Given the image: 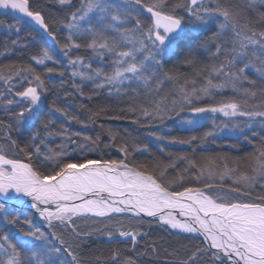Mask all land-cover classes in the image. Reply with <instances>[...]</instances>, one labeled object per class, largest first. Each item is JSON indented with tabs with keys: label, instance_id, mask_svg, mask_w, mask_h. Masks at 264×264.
<instances>
[{
	"label": "snow or ice",
	"instance_id": "6c2138e0",
	"mask_svg": "<svg viewBox=\"0 0 264 264\" xmlns=\"http://www.w3.org/2000/svg\"><path fill=\"white\" fill-rule=\"evenodd\" d=\"M49 2L62 7H71L72 4V0ZM256 3L257 0H249L250 7L254 8ZM259 3L264 4V0H259ZM167 7V0H151L147 4L144 0H124L123 4L109 3L108 0H81L76 11L58 21L56 18L50 20L39 7L33 8L32 0H0V10H5L0 14H20L16 23L8 26L10 30L15 29L19 33V25L23 18H27L30 32L42 31L43 35L59 44L68 68L72 69V78L89 81L97 90L106 88L109 95L113 90L121 93L123 86L131 87L134 82H143L145 87H149L146 73L151 70L155 76L164 65V57L176 54V44L183 37L184 21L183 17L175 14V8H182L192 18L194 31L218 22V35H226L229 31L233 34L232 54L219 66L213 65L209 73L226 77V83L231 84L233 91L245 97L243 103L247 108L237 102L198 106L194 100L210 96L211 89L225 85L213 84L209 78L204 86L197 88L196 79H192L185 80L184 86L178 88L179 98L171 101V107L162 101H151L146 105L133 104L127 109L121 108L120 112L126 113L121 115L100 106L90 110L89 121L95 122L101 117L121 120L131 116L134 117L132 123L151 126L152 122H162L189 111L191 117L183 123L195 129L199 126L196 117L208 112L221 113L224 117H246L245 123L249 128L250 121L264 118V88L260 89V102L251 103L250 99L254 101L257 92L243 86L244 81L255 84L246 74L252 65L244 58L250 53L260 60L256 71L264 83V30L256 31L246 19L241 22L240 12L219 3L213 7L211 3L206 5L204 0H185L174 5L172 12H165ZM140 9L150 17L142 20ZM219 17L223 19L219 20ZM132 21L135 22L132 28L120 27ZM56 23H61L67 30L63 43H60L58 33L53 31L52 25ZM110 33H118L119 39H110ZM84 40L87 42H80ZM12 43L18 45L19 41ZM124 45L131 47L122 50ZM82 47L91 50L101 61L109 59L111 70H93L90 63H85L79 56L73 57L72 51ZM222 51L228 50L218 44L213 55L218 56ZM145 52L147 55H143ZM46 61H50L52 66ZM57 63L50 51L42 48L32 55L28 63L0 67V82L6 86L2 103L7 106L5 111L9 116L7 123L0 120V126L9 132L15 128L30 133L23 146L15 140L11 142L27 162L7 158L0 148V224L17 229L0 228V264H84L78 249L93 233L82 229L80 224L89 220L103 225L95 231L109 239L119 236L125 242L130 241L134 248L138 237L147 233L141 232L139 227L125 228L126 219L138 226L158 224L166 226L165 230L171 229L173 234L184 233L193 239L202 237L200 244L187 249L184 255L170 253L176 256L172 264H204L209 256L219 264H226L222 257L227 259V264H264V140L247 158L248 174L240 171L238 160L232 161L236 164L232 167L228 163L230 157L216 155L197 159L195 150L192 156L178 157L185 165L180 171H177L180 164L176 160L130 162L133 151H147V146L142 148L135 142L130 146L127 140L117 146V135L110 129L111 142L104 146H117L122 159L74 160L72 153L99 151L103 141L99 136L94 138L69 132L63 126L53 131V113L66 117L69 122L87 126L85 121L70 116L55 101L49 110L43 108V98L51 90L45 73L64 76L67 70L63 65L56 67ZM184 63H194L191 51L184 56ZM164 75L179 83L177 76ZM188 84L192 85L190 90ZM159 86L157 83V89ZM72 87L83 95L80 85L74 82ZM91 98L90 95L88 99ZM80 107L85 106L81 104ZM216 127L205 131L202 136L193 135L187 140L173 138L169 142L191 145L199 141L204 144L217 136ZM223 127L243 131L242 126L236 123L226 122ZM57 135L62 136L60 150L52 155L44 153L41 159L40 145L46 143L47 137ZM81 136L82 140L78 139ZM156 139L165 137L156 136ZM226 178L231 180V185H227V191L222 195L205 191L223 190L226 186L222 182ZM217 179L221 183H217ZM256 184L261 187V193L254 196L259 203L225 199L228 193L253 197ZM25 212L28 215H24ZM36 218L44 222L46 230L33 227ZM110 261L111 264H134L130 259L121 260L118 252L112 253Z\"/></svg>",
	"mask_w": 264,
	"mask_h": 264
},
{
	"label": "trees",
	"instance_id": "16d2710c",
	"mask_svg": "<svg viewBox=\"0 0 264 264\" xmlns=\"http://www.w3.org/2000/svg\"><path fill=\"white\" fill-rule=\"evenodd\" d=\"M219 1L220 3H225L226 1L232 0ZM180 2L181 0H167L168 7L165 8L164 11L172 12L173 6L179 4ZM32 6L33 8L39 7L44 12L45 16L48 17L50 20L51 18H56V20L62 21L64 18H66L61 13L62 11L59 9L58 3L49 2V0H32ZM249 10L255 11V7ZM174 11L176 15L181 16L184 19L182 10L179 11L178 8H175ZM262 11H264V9H262ZM254 14H252L253 17ZM256 18V22H258L259 16H256ZM256 22L251 23L249 25H251V27L253 25H258V23ZM15 23L16 20L11 19L8 15L0 14V67L10 64L28 63L33 54L39 53V49L47 48L58 62L56 67H61V65H63V67L67 70L65 71L64 76L45 73V75L48 76V85L51 90L48 91L46 96L43 98L42 104L44 110H49L50 106L53 104V101H55V104L65 109L70 116H76L79 120L85 121L87 125L84 126L83 124L77 123L76 121L69 122L66 117L60 116L58 113H53V131H58L62 126L66 127L68 130H72V127H74V130L81 131L83 135L91 136L94 138L99 136L103 141L100 146L101 150L95 151L96 153H94V151H86L82 154L72 153L74 160H84L85 158H110V152L107 151L108 148L104 146L106 143L111 142L108 135V130L110 129L114 134L117 135V146L123 140H127L130 146L133 142H135V144H138L142 148L148 145L147 148L149 147V149L147 151H133L132 155L129 157L130 162H152L157 160L162 162H168L169 160H176V162L180 164V169H177V171H180L185 167V165L178 160V157L181 155L192 156L193 151L195 150V155L197 159H199L201 156H225L231 158L228 163L230 165H233V167H236V164L232 163V161L238 160L240 165H244L246 166V168H248L247 158L254 151H250L249 149L243 148L241 147V145L239 147L233 144L232 146L237 147L233 148V151H225V149L222 148H218L220 149V151L216 149L203 150L200 149L201 145L203 144H201L199 141H196L193 142V144L191 145L187 144V147H181V143H176V149H172V147L169 146V142H167L166 140L155 139V136L151 134V126H141L140 124L132 123L131 121L134 117H131L130 114H128L130 116L129 119L108 120L101 117L98 118L95 122L89 121L90 110H95L100 106L107 107L113 114L124 115L126 113H121V108L127 109L130 105L133 104L146 105L149 104L151 100L150 98H148L147 94L144 93V90L141 91L142 88H136L133 85L130 88H133V91H135V93L133 95L127 94L132 96L128 100H120L122 99V97L118 98V96L108 98L105 91L94 93L92 91V88L94 87H88L87 85H80L83 88V93L85 95H83V98L80 97V93L78 94V92L76 93L75 91L77 89L74 88L75 90H73V83L69 82L67 79L71 76L70 73L72 69L68 68L66 64L60 63L56 58L55 54L51 51L52 49L47 46L44 41L40 40L41 38L38 35L37 37H35L34 33H28L30 29L29 27H21L19 31L20 34L18 35L15 29L10 30L8 26L13 25ZM52 27L53 31L58 33V39L60 43H63L66 34V31L64 30L65 28L62 27L61 23L53 24ZM252 28H254L256 31L260 30L257 26ZM191 33H185L182 39L177 42V47L175 49L176 54L168 56V58L164 60L165 62L162 69H164L163 72L165 71L166 73H170L172 75L177 76L179 80L182 79V81H191L192 79H196V81L200 82L204 77L206 79H209V77H211V75H208V72L206 71V64L211 60V56H214L213 53L216 49L215 45L219 44L223 47V45H225V40H219L218 36L215 35L216 32L213 26L206 28L204 31H196L194 34ZM14 37L19 40L18 45H14L12 43L14 41ZM41 43H43V46L41 45ZM85 50L87 49H84L83 47L79 50L74 49L72 51V56L83 57L84 61L86 62L89 60V58H87L88 55L85 53ZM189 51H191L192 58L194 60V63L192 65L184 63V56ZM218 56L219 64H221L225 60V56H222L221 53ZM46 64L52 66L50 61H46ZM184 77L186 79H183ZM259 83V86H261L260 89L264 88V83H261V79ZM0 86H2L4 91L0 92V120H3L5 123H7L9 121V116L4 112L7 106L2 103L3 96L6 94V86L4 84H0ZM176 88L177 86L174 87V89ZM90 95L92 98L88 99ZM123 101H125V103ZM81 104H83L85 107L81 108ZM176 117L177 115H173L172 118L175 120L177 119ZM183 121L177 123V128H171L173 130L164 132L163 136L166 137L167 140H169V138L170 140L173 138L187 140L193 135L202 136L205 132L203 131V129L200 128L193 129L187 124L183 123ZM79 127H84V129L81 130ZM240 134L244 136L243 138L250 140L248 136L249 133L243 132ZM29 135L30 133L28 131H18L13 128L9 132L3 126H0V148H2L4 152H7V150H11L13 156L17 159L26 160L23 153H20L17 148H13L11 146V142L12 140H15L17 141V143L23 146L24 142L28 139ZM7 137H10V139H8ZM145 138L147 140H145ZM80 139L82 140V138ZM154 139L156 140V143H158V146L160 145L159 147L163 149V151H158L154 148ZM61 143L62 136L60 135L47 137L46 143L40 145L42 152L40 158H43L44 153H50L52 155L56 151H59ZM117 146L113 147L117 149ZM33 159L35 161L36 157L34 156ZM49 170L51 169L49 168ZM246 170H244L243 172L246 173ZM230 184L231 182H228V185ZM226 185L227 183L225 184V186ZM250 200L254 199L251 198ZM24 215H28V213L25 212ZM34 222L35 221L33 220V223ZM145 225H140L139 227L134 223H130L127 219L125 220V226H128L130 228L132 226H136L139 227V230H141V228L144 229V231L146 229L151 230L149 231V235L144 236V239H146V242L149 244L145 252L143 250L140 254L134 256L132 251L128 248L126 244L122 245L119 242H113L112 244L108 245L102 242L92 241L93 238L88 236L86 239H89V242H83L80 249H78L82 256L84 264H102L103 262H111L110 257L115 251L118 252L120 255H124L126 259L132 260L134 264H172V262L176 259V256L170 255V253L179 252L182 256L184 255L187 249H190L195 245L200 244L198 243L199 241L192 240V238L189 236H180L173 234L168 230L159 229V227L155 226L154 224L153 227ZM0 228L5 227L0 224ZM153 249H155V251H153ZM112 250L113 252L111 253ZM98 261L102 263H99ZM204 264H219V262H214L213 260L211 261L209 259L205 261Z\"/></svg>",
	"mask_w": 264,
	"mask_h": 264
},
{
	"label": "bare ground",
	"instance_id": "6f19581e",
	"mask_svg": "<svg viewBox=\"0 0 264 264\" xmlns=\"http://www.w3.org/2000/svg\"><path fill=\"white\" fill-rule=\"evenodd\" d=\"M174 1H176V0H174ZM108 2L109 3H113V4H123L124 3V0H108ZM150 2H151V0H144V3H146V4L147 3H150ZM217 3H219L223 7H228V8H230L233 11L240 12V14H241V22H243L246 19V17H247V19H246L247 22L249 24H251V23L256 22L257 21L256 20L257 19L256 16L257 17L259 16L258 22H256V23H258V25H253L252 27H256L257 26L260 30H263V26H264V11H262V9H264V4H260L259 3V0H257V3L255 5V11H250L249 10V9H253V7H250L249 6V0H232V1H226L225 3H220L219 0H212V2H211V4H212L213 7H215ZM80 6H81V0H72L71 7H68V6H63L62 7V6L59 5V9L62 11L61 13L65 17H69L71 15V12L76 11L77 7H80ZM178 10L179 11L182 10L183 15H186V12L182 8H178ZM260 11H262V12H260ZM140 14H143V18L144 19L146 17H150L149 13H147L146 11H144V9H140ZM252 14H254V17L252 16ZM2 15H4V14H2ZM19 15L20 14H18V13H16V16H12L11 14H8V16L11 19H13V20H16L19 17ZM188 18H189L188 20L190 22H192L191 21V18L189 16H188ZM184 20H185V18H184ZM133 22L134 21H132L131 23H129L127 25L120 26V27H127V28H129V26L132 25ZM145 22L147 23V21H145ZM20 25H21V27H23V26L26 27L27 26V27L30 28V22L28 21L27 18H23V23L20 24ZM193 29H194V24H192L191 29H189L187 32H192L191 34H194L195 31ZM202 31H204V30H202ZM29 32H30V29H29L28 33ZM219 32H220V30H219ZM30 33H34V36L35 37H37V35H38L41 38L40 40L44 41V43L47 44V46H49L52 49L51 51L54 52L55 55H57L58 61L60 63L66 64V62H67L66 61V58L62 54V52L60 50V46L57 43L53 42L48 37H46L45 35H43L42 31L30 32ZM18 34H20V32L17 33V35ZM110 35L113 38H116V39L118 38L119 39V34L118 33H110L109 34V37H110ZM183 35H184V32H183ZM215 35H218V33H215ZM218 38H219V40L220 39L225 40V45H223V47H225L224 49H227L228 51L227 52L222 51L221 52V55L222 56H226V58H227L232 53H231V48L227 47V44L226 43L228 42V40L230 41V39L233 38V34L231 33V31H229L226 35H222L221 37H218ZM144 39L147 42V37L146 36L144 37ZM14 41H19V40H17L14 37ZM80 42L81 43H86L87 41L84 40V41H80ZM41 45L43 46V43H41ZM38 46H40V45H38ZM149 46H150V43H149ZM130 47L131 46H129V45H124L123 46V49L124 50H126V49L129 50ZM40 50L41 49H39L38 51H40ZM137 55L140 56L141 54L140 53L139 54L137 53ZM143 55H147V53L145 52V53H143ZM211 57H212L211 60L209 62H207V64H206V71L208 72V75H210L209 70H210V68L213 65H216V66H219L220 65L219 64V59H218L219 56H211ZM167 58H168V56H165L164 57V60H166ZM246 58L247 57L244 58V61L245 62H249L252 65V66H250L246 70V74H247V76H248V78L250 80H254L255 81V84L254 85L253 84H249L247 81H244L243 82V86L244 87H248L249 89H254L257 92V95L260 96V87L261 86H259V84H258L259 83V78H258L259 74L256 71V67H258L260 65V60L257 59L254 56H251V54H249V59L248 60ZM97 61H99V62H97ZM97 61L94 60L92 62L93 65H94V66H92V69L93 70L94 69H97V68H100V69H103V70H106V71H110L111 70V64H110V62L108 60L105 59V60L101 61L99 59ZM147 63L151 64V61H148ZM19 64H21V63H19ZM36 67L37 68H40V66H36ZM162 68L158 72H156L155 76H153L151 70L148 73H146V75L149 77V87H145L144 84H143V82H139V83L141 84L140 87H144V88L141 89V91L144 90V93L147 94L148 98H150L149 96H151V98H150L151 101H162V102L166 103V105L168 107H170V106H172L171 101L173 99H178V95H177L178 88L180 86H184V82L185 81H182V79H181V80H179L180 82L177 83L174 80L167 79L165 77V75H164V73H166V72L165 71L163 72L164 69H162ZM6 71H7V69H5V72ZM257 74H258L257 77H254L253 76V75H257ZM212 75L214 76L216 74L213 73V74H211V76ZM217 78L219 80L221 79V77H216V80H217ZM67 79L71 83L76 82L77 85H81V86H86L87 85L88 87H94L91 84V82H89V81H81L79 79V77L72 78L70 76ZM183 79H186V78L184 77ZM206 80L207 79L204 77L202 79V81H200V82L197 81L196 87L199 88L201 86H204ZM225 81H227V79ZM135 83L136 82H134L132 85H134ZM157 83H159V85H160L159 86V89H157ZM0 84L3 85V82H0ZM176 86H177V88L174 89V87H176ZM191 87H192L191 84H188L187 85V88L189 90L191 89ZM228 87L232 89L231 84L228 85ZM73 90H75V89L73 88ZM75 91H76V93L78 92L77 90H75ZM92 91L94 93H99L100 91H103V92L105 91L106 92V95L108 96V98H112V97H117L118 96V98L119 97H122V99H120V100H128L132 96L131 95H127V94H132L133 95L135 93V91H133V88H130V87H127V88L123 87V91L121 93H119V94L116 93L115 90H113V92H112L111 95L108 94V90L106 88L105 89H101V90H97V89L92 88ZM0 92H4L2 86H0ZM232 92H234V91L232 90ZM78 94H79V92H78ZM83 95H84V93H83ZM83 95L80 94V97L83 98L85 96V95L84 96ZM203 99L205 100L204 102L206 103L204 105V107H211V103L209 101H206L207 100L206 98H203ZM218 99H221V97H219ZM211 100H213V99H211ZM214 100H217V98L215 96H214ZM123 102L125 103V101H123ZM4 112L6 113V111H4ZM4 112H2V113H4ZM180 114H181L182 120H186V118H190L191 117V113L188 112V111L180 112ZM179 115L177 116V118L179 117ZM204 116L205 115L199 114V116L196 117V119L199 120V126L196 127V128L197 129H199V128L200 129H203V131H208V130H210L213 127L207 128V124L205 125V124H202L201 123L202 121L200 119H203ZM207 117H208V115H207ZM175 121L176 120H174L173 118H171V119L166 118L162 122L161 121L152 122L151 123V128H150L151 134L153 136H155V139H156V136H162V137H164L163 136L164 132H168V131L173 130L171 128H177V122H175ZM257 122L259 124L258 125H254L253 129H251L249 131V135L248 136H249V138L251 140V143H249V140L243 138L244 136H242V134L229 132L228 131V128H223V129H220L221 132L217 133V136L214 139L213 138H209L208 142H206L203 145H201L200 149H203V150L216 149V150L220 151V149H218V148H222V149H225V151H229V150L233 151V148H237L235 146H232L233 144H235V145H237L239 147L241 145V147H243V148L249 149L250 151H252V150L254 151L256 147H259V145L261 144L262 140H264V127L262 129H260L261 126H262L261 124H264V119L263 118L262 119L261 118H258ZM173 125H174V127H173ZM210 126H213V125H210ZM203 127H205V128H203ZM79 128L81 130L84 129V127H79ZM74 129L75 128L72 127V130H68V131L69 132H79V133H81V131L74 130ZM216 131H218V130H216ZM253 133H256V135H253ZM81 134L83 135V133H81ZM80 138H82V137H78V139H80ZM145 140H147V139L145 138ZM164 140H166L167 142H169L170 141V138H169V140H167V138L165 137ZM181 145H182L181 147H187V144H181ZM143 146H144V144H143ZM159 146H158V143H156V140H155V142H154V148L157 149L158 151H160L161 148ZM169 146L172 147V149H176L177 144L176 143H170L169 142ZM107 148H108L107 151L110 152V154H109L110 156L109 157L111 159H122L123 158V157L121 158V154L114 147H107ZM147 149H149V147ZM166 151H168V150H166ZM4 153L6 154V157L7 158H15L13 156V153L11 152V150L10 151L7 150V152H4ZM94 153H96V152L94 151ZM49 155H51V154L49 153ZM18 160L21 161V162H27V160H21V159H18ZM246 169H248V170H246ZM244 170H246L247 172L250 171L249 168H246V166L240 165V171H244ZM247 172H246V174H247ZM216 182L218 183V181H216ZM259 187H260V184H259ZM224 189L227 191V185H226V187ZM253 189H255V188H253ZM259 189H261V188H259ZM205 191L211 192L214 195H216V194L217 195H222L223 194L222 192L217 191V190L216 191H213L211 189H205ZM253 193H254L253 197L241 196L239 194H234V193H231V195H230V193H228V195L225 197V199H232L233 202L250 201L249 199H251V198L254 199V196L255 195H259L260 194L259 192L257 194V192L254 191V190H253ZM93 219H95V218H93ZM96 219H98V218H96ZM145 219H150V218H145ZM181 219H182V217H181ZM34 221H35L33 223V227L34 228H40V229L46 230L45 227H44V222L43 221L39 220L38 218L34 219ZM83 225H84V223H81L80 224V227L82 229H86L88 231H92L93 234L89 236V237L93 238L92 241L102 242V243L108 244V245L109 244H112L113 242H119L122 245L126 244L128 246V248L132 251V253H133L134 256H137L143 250L145 252L147 250V248H148V245H149L146 242L147 240L144 239V236H146V235H143V236L138 237V243L133 248V245L130 243V241L125 242L119 236H114L112 239H109L106 235H104V234H102L100 232L95 231V229H97V228H100V227L103 228V225L100 224V223H98V222L95 223V224L94 223H91V224H88L86 226H83ZM154 225L155 226H158L159 229H165L166 228V226L161 227L158 224H154ZM3 226L5 228H11L13 231H17L16 228H13V226L12 227L11 226H8V225H3ZM145 226H143V227H145ZM147 226H149V225H147ZM24 227H27V225H25ZM133 227H136V226H132L131 228H133ZM150 227H153V225H151ZM125 228H129L130 229V227H128V226H125ZM140 231L141 232H144V233H147V235H149V231H151V230L150 229H146L144 231V229L141 228ZM168 231L172 232L171 229H168ZM176 235L189 236L188 234H184V233H177ZM192 240L199 241L198 243H200L201 240H202V237L196 238V239H193L192 238ZM84 242H89V239H86L85 238L84 239ZM112 252H113V250L111 251V253ZM141 255H143V254H141ZM120 257H121V260H125L126 259L124 255H120ZM209 259L212 261V258L210 256L207 257L205 259V261H207ZM136 260H138V259H136ZM99 263H102V262H99ZM102 264H111V262H108V263L103 262Z\"/></svg>",
	"mask_w": 264,
	"mask_h": 264
},
{
	"label": "rangeland",
	"instance_id": "374dc122",
	"mask_svg": "<svg viewBox=\"0 0 264 264\" xmlns=\"http://www.w3.org/2000/svg\"><path fill=\"white\" fill-rule=\"evenodd\" d=\"M185 2V0H181V3H184ZM204 3L207 5V4H209V3H211V0H204ZM79 7H77V9H78ZM76 9V10H77ZM2 15V14H1ZM150 15V14H149ZM186 15H187V13H186ZM186 15H184V18H185V20L183 19V21H184V23H183V29H184V34L185 33H187V34H190L191 32H187L189 29H191V27H192V22H190L188 19V15L186 16ZM191 18V17H190ZM141 19L142 20H144V18H143V14H141ZM223 19V17H219V20H222ZM146 21V20H145ZM191 21H192V18H191ZM134 23L135 22H133V24L132 25H130L129 26V28H132L133 27V25H134ZM146 23V22H145ZM211 26H213L214 28H215V32L216 33H219V23L218 22H214V23H211L210 25H208L207 27H205V28H202L200 31H202V30H205L206 28H209V27H211ZM19 28H21V25H19ZM187 28V29H186ZM65 31H66V34H65V36L67 35V30L66 29H64ZM194 30V29H193ZM196 32V31H195ZM216 36H218V37H221L222 35H216ZM110 39H112L113 37L110 35V37H109ZM118 39V38H117ZM229 41V40H228ZM231 41H232V39H230V41L227 43V47H229V48H231ZM218 44H216L215 45V48H216V46H217ZM129 46H131V45H129ZM150 47V46H149ZM222 48H225V47H222ZM84 49H86V48H84ZM122 50H124V49H122ZM127 50V49H126ZM54 53V52H53ZM85 53L88 55L87 56V58H89V60L88 61H84V59H83V57H80V58H82V60L85 62V63H90L91 64V67L92 66H94L93 65V61L95 60V61H97V60H99V58L91 51V50H89V49H87V50H85ZM139 54V53H138ZM251 54V53H250ZM56 56V58L58 59V57H57V55H55ZM61 56V55H60ZM96 59H95V58ZM225 58H226V56H225ZM247 60L249 59V56L246 58ZM106 60H108L109 62H110V60L109 59H106ZM97 62H99V61H97ZM110 64H111V62H110ZM66 65H67V62H66ZM81 70H84V69H81ZM84 71H86V70H84ZM215 76V77H214ZM212 75L210 78H211V80H212V82H213V84H217V85H220V84H224L225 86L224 87H222V88H213V89H211L210 91H211V95L210 96H202L200 99H198V100H194L193 102L195 103V104H197L198 106H204L206 103L204 102L205 100L203 99V98H206L207 100L206 101H209L210 103H211V106H219L220 104H222V103H228V102H237L238 104H240L241 106H243V107H246L247 108V106L246 105H244V103H243V101L245 100V97L242 95V94H240V93H236V92H232V90L233 89H231V88H229L228 87V85H230V84H228V83H226V77H224L223 75ZM254 77H257L258 76V74L257 75H253ZM216 77H221V79L219 80L218 78H217V80H216ZM258 78H259V81H260V79L262 80V78L260 77V75L258 76ZM92 84V83H91ZM258 84H260V83H258ZM140 83H135L133 86H135L136 88H144V87H140ZM138 86V87H137ZM123 87H125V88H127L128 86H123ZM233 93V94H232ZM214 96L217 98V100H214ZM259 95H257V97L255 98V100L254 101H251V99H250V102L251 103H259L260 102V99H261V97L259 96ZM150 98H151V96H149ZM219 97H221V99H218ZM179 98V97H178ZM211 99H213V100H211ZM171 107V106H170ZM189 112V111H188ZM208 115V117H207V115ZM202 115H205L204 117H203V119H200L202 122V124H207V128H210V127H214V126H218V127H216L217 129L216 130H218L217 131V133H219V132H221L220 131V129H223L224 127H223V125L226 123V122H231V123H236V124H240L241 126H242V128H243V131H241L240 130V128H236V129H229L228 128V131L229 132H233V133H243V132H245V133H249V131L251 130V129H253V127H254V125H258L259 123L257 122V120H258V118H260V117H257V118H255L254 120H252V121H250V123H251V127L249 128L248 126H247V123H245L246 121H247V118L246 117H224L221 113H211V112H208V113H203ZM199 116V115H198ZM197 116V117H198ZM177 118V117H176ZM186 119H188V118H186ZM262 119V118H261ZM264 119V118H263ZM176 121L175 122H180V121H183L182 120V117H181V114L179 115V117L177 118V119H175ZM210 125H213V126H210ZM262 126H261V128L260 129H262L263 127H264V124H261ZM212 129V128H211ZM232 167H233V165H231ZM250 170V169H249ZM249 173V171L247 172V174ZM217 181H218V183L220 182L221 183V181H219V179H217ZM225 184L227 183V185H228V182H231V180H228L227 178L223 181ZM222 182V183H223ZM253 188H255V189H253L254 191H256L257 192V194H258V192L259 193H261L260 191H261V189H259V188H261V187H259V184H256V185H254L253 186ZM211 190H213V191H220V192H222V193H224V192H226V190L225 189H219V188H214V189H211ZM217 195V194H216ZM230 195H231V193H230ZM250 200V199H249ZM250 201H254V202H260V201H258V200H250ZM96 219V218H95ZM92 223V220H89L88 222H86V223H84V225L83 226H86V225H88V224H91Z\"/></svg>",
	"mask_w": 264,
	"mask_h": 264
},
{
	"label": "water",
	"instance_id": "95a60500",
	"mask_svg": "<svg viewBox=\"0 0 264 264\" xmlns=\"http://www.w3.org/2000/svg\"><path fill=\"white\" fill-rule=\"evenodd\" d=\"M5 10H0V13H3ZM9 12H11V10H8ZM12 16H16V13L15 14H11ZM222 255V254H221ZM222 259L225 260L226 264H227V259L226 258H223Z\"/></svg>",
	"mask_w": 264,
	"mask_h": 264
}]
</instances>
